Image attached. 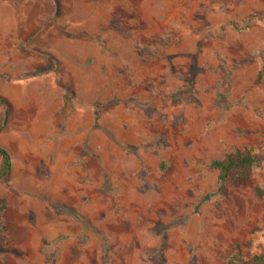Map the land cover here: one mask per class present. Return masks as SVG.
I'll list each match as a JSON object with an SVG mask.
<instances>
[{
	"label": "rangeland",
	"instance_id": "374dc122",
	"mask_svg": "<svg viewBox=\"0 0 264 264\" xmlns=\"http://www.w3.org/2000/svg\"><path fill=\"white\" fill-rule=\"evenodd\" d=\"M0 148V264L264 254V0H0Z\"/></svg>",
	"mask_w": 264,
	"mask_h": 264
},
{
	"label": "trees",
	"instance_id": "16d2710c",
	"mask_svg": "<svg viewBox=\"0 0 264 264\" xmlns=\"http://www.w3.org/2000/svg\"><path fill=\"white\" fill-rule=\"evenodd\" d=\"M1 158V175H5L10 168V156L8 152L0 148ZM255 163V159L249 149L239 150L228 154L222 160H216L211 163V166L217 171L218 182L221 187L227 182H233L236 185H244L251 174L252 167ZM6 208V202L0 197V225L3 216V212ZM264 262V254L254 256L248 261H245L242 257L239 247H236L234 254L228 261V264H262Z\"/></svg>",
	"mask_w": 264,
	"mask_h": 264
}]
</instances>
